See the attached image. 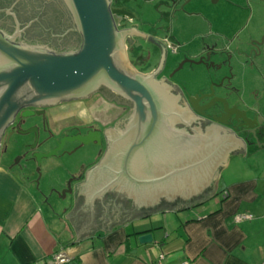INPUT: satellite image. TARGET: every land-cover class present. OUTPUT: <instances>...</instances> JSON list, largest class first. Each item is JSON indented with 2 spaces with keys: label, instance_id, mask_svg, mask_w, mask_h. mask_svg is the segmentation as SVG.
<instances>
[{
  "label": "water",
  "instance_id": "water-1",
  "mask_svg": "<svg viewBox=\"0 0 264 264\" xmlns=\"http://www.w3.org/2000/svg\"><path fill=\"white\" fill-rule=\"evenodd\" d=\"M65 2L81 37L80 46L74 51L56 53L42 47L16 44L12 36L0 32V138L22 107L83 98L101 83L131 102L127 130H106V149L85 171L84 179L74 184V204L65 216L73 225L77 238L81 233L94 230L90 228L94 223L104 232L108 230L114 218L106 222L105 215L99 214L94 219L92 211L96 205L106 209L103 196L107 191L114 189L124 193L139 208L153 207L162 198H189L210 183L211 168L215 172L224 167L231 152H244L245 140L236 133H229L221 124H214L205 133L197 131V135L177 128V123L184 125L194 115L189 108L179 105V94L173 93L171 86L163 80L137 73L127 62L126 31L117 28L113 15L124 11L111 8L110 0ZM131 33L145 35L135 29ZM203 96L210 98L204 109L220 104L222 114L215 118L223 119L229 110L227 100L213 96L212 91ZM233 112L241 118L240 126L256 138L264 126L261 115L254 110L253 116H247L244 110L236 107ZM30 114L31 111L26 110L22 115ZM100 139V131L63 136L58 140L54 138L55 145L51 148L50 139H46L47 149L33 152L34 159L20 165L16 176L22 172L28 181L30 171L39 173L41 165L51 170L61 162L58 152L65 142L78 141L88 145L99 144ZM198 139L201 144L195 147ZM36 141L35 136L32 146ZM182 143L190 148L185 154L167 152L173 147H181ZM34 182L38 183L37 180ZM64 193L63 190L61 195ZM152 240L150 232L137 236L140 244Z\"/></svg>",
  "mask_w": 264,
  "mask_h": 264
},
{
  "label": "crops",
  "instance_id": "crops-1",
  "mask_svg": "<svg viewBox=\"0 0 264 264\" xmlns=\"http://www.w3.org/2000/svg\"><path fill=\"white\" fill-rule=\"evenodd\" d=\"M240 103L244 107L246 102ZM240 136L244 148L252 143V137ZM260 139L252 147L256 158L247 165V175L229 184L219 180L215 191L202 201L156 209L123 222L114 218L107 231L97 228L77 238L65 215L74 204V184L84 179L85 166L97 158L98 150L93 159L79 165L67 162L71 154H61V162L51 170L42 165L38 183L34 171L29 182L22 172L17 177L19 167H12L13 157L4 152L0 154V264H53L52 255L59 251L71 257L61 264H153L160 253L162 264H260L264 259V136ZM239 213L252 218L236 222L233 218ZM143 232L152 233V242L138 243L137 236Z\"/></svg>",
  "mask_w": 264,
  "mask_h": 264
},
{
  "label": "flooded vegetation",
  "instance_id": "flooded-vegetation-1",
  "mask_svg": "<svg viewBox=\"0 0 264 264\" xmlns=\"http://www.w3.org/2000/svg\"><path fill=\"white\" fill-rule=\"evenodd\" d=\"M167 1L178 5L179 9L183 10L190 0H110L111 8L124 11V13L114 12L113 15L116 18L117 28L126 31L124 36V50L127 62L137 73L152 76L156 80H163L164 83L171 86L173 93L179 94V105L189 108L194 118L184 125L182 123H177V128H183L188 133L197 135V131L205 133V131L208 128H212L214 124H221L226 127L229 133L233 132L238 136L242 135L244 138L251 137V135L240 126L242 123L241 118L237 117L235 112H233L236 107L244 110L247 116H253L256 108H252L251 103H244V107H240L237 102L230 101L223 95L217 94L215 86H218V83L216 82L212 83L207 88H199L193 92H185L184 89L173 80V76L182 67L184 61L181 63L179 62L180 64L177 66H170L168 55L178 51L177 44L174 42L175 38L172 37V35H168L167 32L162 31L161 35L157 33L158 29H162V23L165 24V22H167L166 16L164 17V13L160 11L161 7L168 6L169 3ZM150 9L160 14V16H156L153 20L145 17L146 12ZM190 13L195 14L197 11L195 10ZM140 28L146 29V31H143L145 35H132L131 31L133 29L138 30ZM0 32L12 36V41L16 44L42 47L56 53L74 51L79 48L81 43L80 34L65 0H0ZM261 42H264V38H262ZM169 44L174 48L171 49ZM203 60L204 57L201 56L198 58L187 57L185 59L186 62L192 63H201ZM211 91L213 96L224 97L227 100L229 110L222 116L223 119L221 120L215 118L220 117L222 114V107L220 104L215 103L214 107L207 110L204 109L210 98H205L203 95L209 94ZM94 95L99 96L103 101L112 103L115 107H119V113L114 117L106 118V113L103 112L97 116L95 115L88 118L86 115L82 116L76 112L64 113L63 111L57 110L62 104L80 99H88ZM200 96L203 97L200 98ZM193 105H195L198 110L195 109ZM131 107V102L129 100L102 83L83 98L61 101L53 105H29L22 107L17 111L12 121L6 126L1 135L0 154L6 152L8 142L14 135L24 133L26 130H31L26 133L29 134V141H25L23 153L11 163L12 167L18 168L25 161L34 159L32 156L33 152L47 149L44 144L46 139H50L51 148L55 145V142H53L54 138L58 140L63 136L100 131L101 139L99 144L94 142L83 145L78 141H73L74 143L72 145H68L70 142H65L62 150L58 152L60 156L64 151L65 153L72 154L79 149L86 152L90 148H96L99 154L94 161L85 166V168H89L98 161L106 149L108 142V133H106V130L108 128H118L121 131L127 130ZM26 110L31 111L29 116L22 115L23 111ZM257 111L258 110H256V113L258 114ZM111 134H113V132H111ZM35 136L37 137V141L34 146H32ZM199 144H201L200 139L195 141V147ZM186 147L188 146L182 143L181 147H173L167 152L171 153V155H182L190 149ZM232 154L231 152L229 157ZM222 168L223 167H219L215 172L212 168L210 169V183L199 193L189 198L177 197L173 200L162 198L153 207L148 208H139L134 205L132 200L127 198L124 193H120L114 189L109 190L103 196V200L106 202V209L103 210L97 205L94 206L92 210L94 219L97 215L101 214L105 215L106 222L109 218L122 220L151 210L193 205L202 201L215 191L220 180L219 176ZM90 228L96 230L100 227L95 226L94 223Z\"/></svg>",
  "mask_w": 264,
  "mask_h": 264
},
{
  "label": "rangeland",
  "instance_id": "rangeland-1",
  "mask_svg": "<svg viewBox=\"0 0 264 264\" xmlns=\"http://www.w3.org/2000/svg\"><path fill=\"white\" fill-rule=\"evenodd\" d=\"M194 10L197 13H190ZM160 11L167 18V22L162 23V31L172 32L178 49L168 55L170 66L184 61L173 80L185 92L207 88L216 82L217 94L237 102L239 106L241 101L251 103L264 120V42H261L264 38V0H191L183 10L170 2ZM158 15L150 9L145 17L153 20ZM191 56H201L204 60L201 63L186 62L185 59ZM90 105H93L91 110ZM57 110L84 112L88 118L105 112L108 118L116 116L120 108L94 95L62 104ZM28 135H14L8 142L6 155L17 159L23 153ZM261 136H264V126L252 143L246 144L242 155L230 156L227 166L221 170L220 182L223 180L229 184L239 175H247V165L256 158L252 147L258 144ZM92 156H96L95 148L86 152L79 149L66 159L68 163L79 165L83 160L90 161ZM40 174L39 170L35 180L39 181Z\"/></svg>",
  "mask_w": 264,
  "mask_h": 264
},
{
  "label": "built area",
  "instance_id": "built-area-1",
  "mask_svg": "<svg viewBox=\"0 0 264 264\" xmlns=\"http://www.w3.org/2000/svg\"><path fill=\"white\" fill-rule=\"evenodd\" d=\"M169 47L172 49L174 48L173 46H171L169 44ZM252 218V214H249V213H239V214H236L234 216V220L236 222H239V221H242V220H245V219H251ZM164 255L162 253L158 254L155 262L153 264H162V259H163ZM71 260V257L66 255L65 253L63 252H56L52 255V258H51V263L53 264H61V263H65V262H69ZM181 264H184V263H181ZM260 264H264V259L262 260V262Z\"/></svg>",
  "mask_w": 264,
  "mask_h": 264
}]
</instances>
